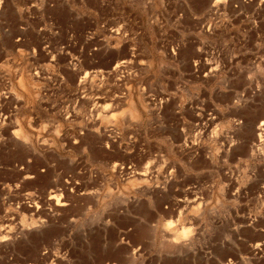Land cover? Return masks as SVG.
I'll list each match as a JSON object with an SVG mask.
<instances>
[{"label": "rangeland", "instance_id": "obj_1", "mask_svg": "<svg viewBox=\"0 0 264 264\" xmlns=\"http://www.w3.org/2000/svg\"><path fill=\"white\" fill-rule=\"evenodd\" d=\"M263 120L264 0H0V264H264Z\"/></svg>", "mask_w": 264, "mask_h": 264}, {"label": "bare ground", "instance_id": "obj_2", "mask_svg": "<svg viewBox=\"0 0 264 264\" xmlns=\"http://www.w3.org/2000/svg\"><path fill=\"white\" fill-rule=\"evenodd\" d=\"M123 66V65H122ZM117 67L118 68H120V64H118L117 65ZM133 105V104H132ZM132 105H130V107L132 106ZM129 110L130 111H125V112H129V113H127V114H129V115H131V116H134V118L136 119V115H134L135 113H134V110H135V112H136V108L134 109L133 108V106H132V109H130L129 108ZM137 113V112H136ZM133 118V117H132ZM118 121V120H117ZM256 129V133H254V134H256L257 135V137H258V141L259 142H262L263 141V138H264V120L260 123V125H259V127H257V128H255ZM114 168V167H113ZM145 173H147V172H145ZM144 173V174H145ZM137 174V173H136ZM139 175H142V173L141 174H139ZM188 204V203H187ZM190 204V203H189ZM182 214V213H181ZM181 217V216H180ZM172 225V224H171ZM171 225L169 226V227H171ZM174 226V225H173ZM166 228H167V226H166ZM186 228V227H185ZM185 228H183L182 229V231H179V232H181L182 234H187V233H189L190 232V229H189V231L187 230V228L185 229ZM174 229V228H173ZM169 230V229H168ZM170 230H172V229H170ZM174 232V231H173ZM176 232V231H175ZM182 234H181V237H182ZM180 235V234H179ZM176 236H178V235H176ZM175 235H174V237H176ZM178 237H180V236H178ZM170 238H172V237H170ZM176 239V238H175ZM175 241V240H174ZM176 243V242H175ZM258 245V244H257ZM257 247V246H256Z\"/></svg>", "mask_w": 264, "mask_h": 264}]
</instances>
